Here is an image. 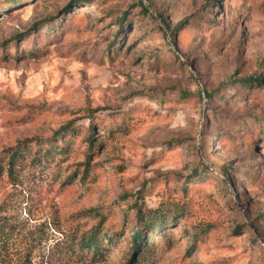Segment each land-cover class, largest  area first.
<instances>
[{"label":"rangeland","instance_id":"obj_1","mask_svg":"<svg viewBox=\"0 0 264 264\" xmlns=\"http://www.w3.org/2000/svg\"><path fill=\"white\" fill-rule=\"evenodd\" d=\"M76 1L0 0V158L38 138L0 174V264H127L135 206L171 219L136 264H264V0Z\"/></svg>","mask_w":264,"mask_h":264},{"label":"trees","instance_id":"obj_2","mask_svg":"<svg viewBox=\"0 0 264 264\" xmlns=\"http://www.w3.org/2000/svg\"><path fill=\"white\" fill-rule=\"evenodd\" d=\"M89 0H77V3H81V2H88ZM140 7L146 11V13H149V9L147 6L144 5V3L142 1L138 2ZM151 6V4H150ZM158 16L160 17V19L165 23V17L162 15V12L159 10L157 12ZM183 22H181L182 24ZM124 27V26H123ZM165 27L167 28V32L169 33V37L171 39V41L173 43L177 42V37H176V29L179 27L177 26L176 28H170L166 23H165ZM123 31V28L119 30V32H117L115 34V36L119 37V34H121ZM110 44V49L112 48V46L114 45V41L109 42ZM238 83V82H237ZM242 83L246 84V85H256V86H262L264 85V81L259 78H246ZM217 91H206L204 92L205 97H206V103L210 102V100L213 99L214 95L216 94ZM73 125V123L68 124L67 126L59 129L58 131H56L51 137L46 138L45 140H43L44 142H48V147L46 149L47 153L52 154V151L54 150H59V151H63L66 148V145H64V142L61 141V139L64 137V131L67 128H71ZM96 126V122L93 121L92 125L90 126L88 133L86 134V143H87V148H88V158L90 159V155L94 152L95 148H96V144H98L95 141V137L93 136V129ZM115 125L112 124L111 122H109L106 126H105V133L106 135H112V133L115 131ZM38 138H30V139H26L24 141H22L19 144H16L13 147H9L6 148L4 151V156L2 158H0V174L3 173L4 167L7 168V172L8 175L11 179H14L16 176V169L19 163V159L21 157V155L23 154L22 151H25V149L27 148L28 144L31 145V142L33 141H38ZM61 142H58V141ZM51 142L54 143V145H51ZM60 145V146H59ZM60 152V153H61ZM47 157V156H46ZM89 163H87L88 165ZM85 171L88 170V167L84 168ZM209 172H211L210 167H203L202 172H195L196 176H201V174L205 173L208 174ZM225 173V172H224ZM227 174V172L225 173ZM226 179L229 181L230 180V176H227ZM134 209H136L137 214H138V220L137 222L134 224V228L131 229L130 231V235L131 238L129 239V242L133 243V245H135V247H131V250L129 252V257L127 258V264H136L137 262H139L140 260H137L134 256L133 253V249H136V251H139V254L142 255V257L144 259H148L149 255H150V250H151V246H149L148 241L149 239L152 238L151 241H154L155 238H163L166 235V232H164L162 230L163 227H165L168 222L171 221L170 218H168V216L164 219H160L159 216V211L157 210H146L143 211L141 206H135ZM180 213V212H179ZM175 219V217L173 218ZM172 219V220H173ZM101 225V222L100 224ZM99 225L94 226V228H91V231L89 232V234L87 236H84V240H90V244H92V246L94 247V249H96L97 251H99L100 249H102V239L99 237L98 232H99ZM241 228V226H240ZM2 233H3V229L0 226V241L3 240L2 237ZM149 233V234H147ZM105 234L107 235V239L109 240V243L112 242L115 238H118V236L120 235L119 232H111L109 230H105ZM3 242H0V244H2ZM140 248V250H139ZM139 264V263H138Z\"/></svg>","mask_w":264,"mask_h":264}]
</instances>
